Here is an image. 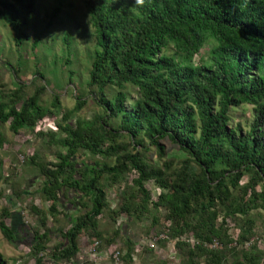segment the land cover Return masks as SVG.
<instances>
[{"label":"trees","instance_id":"obj_1","mask_svg":"<svg viewBox=\"0 0 264 264\" xmlns=\"http://www.w3.org/2000/svg\"><path fill=\"white\" fill-rule=\"evenodd\" d=\"M38 1L0 0V20L13 34L17 54L28 44L33 51L44 47L52 53L44 42L46 34L64 6H73L72 0H56L53 11H45L48 22L41 30L32 23ZM81 1L96 41L94 52L88 55L87 86L95 91L103 114L72 126V114L86 105L78 98L75 111H66L57 123V132L39 134L46 143L64 150L56 162L32 158L46 178L42 191L52 203L51 212L57 213L64 191L80 198L74 204L86 210L62 233L63 242L51 254L52 261L75 259L83 233L103 239L99 218L110 209L104 183L120 184L134 171V185L127 187V196L121 208L112 211L113 217L131 216L137 209L143 214L164 209L170 221L168 239L183 251L185 264H195L202 256L209 263L223 264L237 250L231 246L236 242L228 234L227 221L240 227L236 244L241 245L255 236L253 213L264 212V0ZM72 35L68 32L65 37L70 44L68 65L73 61ZM208 45H212L209 59L193 66V58ZM4 63L12 68L9 61ZM23 65L20 59L12 68L15 74ZM36 67L33 93H27L26 83L9 93L0 90V147L6 140L3 125L8 124L15 135L34 131L53 109L62 108L58 95L50 107L42 104L47 88L38 83L46 74ZM244 106L253 108L248 128L232 127L233 110ZM166 140L186 154L180 164L165 159L162 142ZM146 142L155 148L161 166L149 163ZM82 152L105 162L80 166L76 158ZM245 177L249 181L242 185ZM148 182L161 190L157 200L146 187ZM32 211L46 230L43 235L34 234L36 264H44L41 254L51 231L47 214L35 207ZM8 217L10 213L2 214L0 231L6 240L15 242L17 234L5 222ZM186 234H193L196 244L183 242ZM215 241L224 249L208 248ZM134 251L130 243L123 257L126 264L132 262ZM5 263L0 254V264ZM235 264H264V248L237 250Z\"/></svg>","mask_w":264,"mask_h":264},{"label":"rangeland","instance_id":"obj_2","mask_svg":"<svg viewBox=\"0 0 264 264\" xmlns=\"http://www.w3.org/2000/svg\"><path fill=\"white\" fill-rule=\"evenodd\" d=\"M55 1H38V9L41 11L39 18V10L36 12L33 25H39V29L47 25L45 11L50 14L54 9ZM72 2L73 6H64L61 17L46 34L44 42L52 48V53L46 51L44 47L33 51L30 44L21 50V54L15 53L13 34L0 20V90L9 93L18 89L22 83H26L29 86L27 93H33L36 87L33 80L36 75V66L39 65L46 74V79L38 83L47 88L41 99L42 104L50 107L54 95H58L62 101V108L53 109V113L40 122L34 131L22 130L15 135L10 131L8 124L1 127L6 140L0 147V222L3 219L2 214L10 213L11 218H6L5 222L17 234V239L15 242H10L0 231V254L5 264H36L34 248L37 241L34 234L35 231H39L43 235L46 230L41 224L40 216L32 211V207H35L47 214V227L51 231L49 241L45 245L46 249L41 254L44 256V264H126L123 257L130 243L135 249L130 264H185V256L183 251L176 247V241L161 238L170 226V221L165 218L164 209L144 214L137 209L131 216L124 213L119 217H113L112 211H118L127 196V187L134 185V180L137 178L134 171L126 174L124 181L120 184L104 183L110 209L99 218L103 239L97 241L89 234L83 233L80 239V252L75 259L71 262L59 263H54L51 259V254L63 242L62 233L67 232L73 226L74 220L86 210L78 203L74 204L77 198L73 192L65 193L64 191L65 194L60 193L61 206L58 207L57 213L51 212L52 203L44 197L42 191L46 178L39 167L32 164V158L38 157L40 162H56L58 154L64 150L46 143V138L39 134L57 132V123L62 121L66 111H75L78 98L85 101L86 105L72 114L69 120L72 126L75 127L78 120L92 121L96 116L103 114V108L97 100L95 91L93 92L87 86L91 67L88 55L96 48L94 29L82 1L72 0ZM41 21L44 23L42 24ZM68 32L73 34L74 53L70 57L73 58L72 65L67 63L69 55L66 53V48L70 44L65 41V37ZM211 48L212 45L206 46L200 55L193 58L191 64L198 66L202 60H208ZM20 59L24 67L22 66L21 72L15 74L12 68L17 66ZM4 61H9L12 68ZM71 72L74 73L71 74ZM132 96L136 94L132 93ZM252 109L251 106H244L233 110L231 126L240 125L244 130L247 129V123L253 118ZM148 143L146 142V146L150 148L149 163L161 166L162 162L155 148ZM162 144L167 152L166 160H174L178 165L186 158V154L178 146L167 140ZM133 147L135 148V146L130 147L131 151H134ZM136 149L141 151L142 147H136ZM76 161L80 166L84 163L94 164L96 161L105 162L101 157H92L87 152L80 153ZM110 163L113 164V161ZM248 181L249 177H245L241 184L245 185ZM146 187L151 192L153 200H157L161 193L157 185L154 182H148ZM77 200L80 201V198ZM252 216L257 222L255 236L241 245L236 244L240 242V227L230 219L227 221L228 234L236 242L231 246L238 252H250L254 246H258L260 250L264 248V212H254ZM181 240L191 245L196 244L193 234H186ZM208 248L216 251L224 249L218 241L209 244ZM236 252L229 253L227 261L223 264H235ZM195 264L212 263L202 256L196 260Z\"/></svg>","mask_w":264,"mask_h":264},{"label":"built area","instance_id":"obj_3","mask_svg":"<svg viewBox=\"0 0 264 264\" xmlns=\"http://www.w3.org/2000/svg\"><path fill=\"white\" fill-rule=\"evenodd\" d=\"M167 233H163L162 234V237L161 238H163V239H168V231H166Z\"/></svg>","mask_w":264,"mask_h":264}]
</instances>
